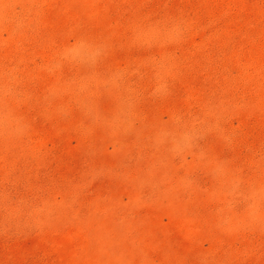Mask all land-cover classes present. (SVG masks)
<instances>
[{"label":"rangeland","instance_id":"1","mask_svg":"<svg viewBox=\"0 0 264 264\" xmlns=\"http://www.w3.org/2000/svg\"><path fill=\"white\" fill-rule=\"evenodd\" d=\"M0 264H264V0H0Z\"/></svg>","mask_w":264,"mask_h":264}]
</instances>
